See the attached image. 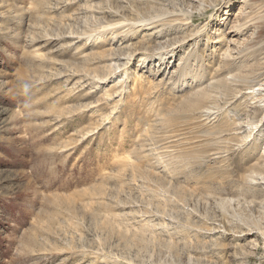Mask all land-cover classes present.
Listing matches in <instances>:
<instances>
[{"label": "rangeland", "instance_id": "obj_1", "mask_svg": "<svg viewBox=\"0 0 264 264\" xmlns=\"http://www.w3.org/2000/svg\"><path fill=\"white\" fill-rule=\"evenodd\" d=\"M263 82L264 0H0V264H264Z\"/></svg>", "mask_w": 264, "mask_h": 264}, {"label": "bare ground", "instance_id": "obj_2", "mask_svg": "<svg viewBox=\"0 0 264 264\" xmlns=\"http://www.w3.org/2000/svg\"><path fill=\"white\" fill-rule=\"evenodd\" d=\"M263 84H264V82H263ZM107 94V93H106Z\"/></svg>", "mask_w": 264, "mask_h": 264}, {"label": "clouds", "instance_id": "obj_3", "mask_svg": "<svg viewBox=\"0 0 264 264\" xmlns=\"http://www.w3.org/2000/svg\"><path fill=\"white\" fill-rule=\"evenodd\" d=\"M26 91H27V89H26Z\"/></svg>", "mask_w": 264, "mask_h": 264}]
</instances>
